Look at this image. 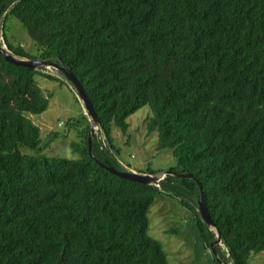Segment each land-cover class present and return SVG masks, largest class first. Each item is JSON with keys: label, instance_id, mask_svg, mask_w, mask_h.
Returning <instances> with one entry per match:
<instances>
[{"label": "trees", "instance_id": "obj_1", "mask_svg": "<svg viewBox=\"0 0 264 264\" xmlns=\"http://www.w3.org/2000/svg\"><path fill=\"white\" fill-rule=\"evenodd\" d=\"M9 19L36 57L7 43ZM0 35L13 56L76 78L107 144L94 135L89 156V124L71 144L77 160L41 154L26 114L48 107L35 77L55 79L0 56V264H167L147 218L163 191L190 210L211 252L215 234L187 204L198 207L199 185L222 263L264 253V0H1ZM144 107L156 149L193 180L144 185L96 163L127 171L110 134L127 135V120Z\"/></svg>", "mask_w": 264, "mask_h": 264}, {"label": "rangeland", "instance_id": "obj_2", "mask_svg": "<svg viewBox=\"0 0 264 264\" xmlns=\"http://www.w3.org/2000/svg\"><path fill=\"white\" fill-rule=\"evenodd\" d=\"M6 26L7 43L15 48L19 45L29 57H36V47L24 27L15 19H9ZM0 45L4 46L2 38ZM41 72L55 79L48 80L40 75L35 77L43 96L48 99V107L39 115L26 114L40 130V147L43 148L41 154L48 158L77 160L79 156L72 152L71 144L77 141V132L87 127L91 119L72 83L55 69H43ZM148 109L142 108L127 120V135H123L115 127L112 128L110 138L115 149L114 155L125 165L127 172H170L176 169V161L171 152L156 149V133L147 135L145 120L150 114ZM20 150L22 154H32L27 149ZM171 173L179 174L174 171ZM170 176L177 178L172 174ZM187 204L205 226L198 207L189 201ZM147 218L148 236L160 244L167 264H215L213 254L205 248L200 239L194 216L173 194L163 191L158 195L148 210ZM170 230L179 234H167ZM211 231L215 234L214 230ZM219 248L222 254L226 252L223 245ZM249 264H264V253L252 255Z\"/></svg>", "mask_w": 264, "mask_h": 264}, {"label": "water", "instance_id": "obj_3", "mask_svg": "<svg viewBox=\"0 0 264 264\" xmlns=\"http://www.w3.org/2000/svg\"><path fill=\"white\" fill-rule=\"evenodd\" d=\"M0 56L3 57L5 59V61H7L8 63H11L15 66L29 68L31 70H37V69H41V68H43V69L48 68L47 70L55 69L56 71L61 73L70 83L73 84V86L77 90L78 97L83 102V104L85 106V110L91 119L90 125H89L88 154L91 158L94 159L93 148H92V139L94 137L95 130L98 127L99 121H98L97 115L93 111V108H92L88 98L86 97V95L84 93V90H83L81 84L76 80V78L72 74L67 72L63 67H61L60 65H58L56 63H49V62H43V61H39V60H27V59L17 58L15 56H13L8 51V49L6 48L5 45L4 46L0 45ZM95 161L101 168H104L106 171H108L109 173H111V174H113L119 178L128 180L130 182H136V183L144 184V185L156 184V183L160 182L166 175H171V174L177 178L193 180V177L191 175L174 174L171 172H162V173H159L156 175H141V174H137L134 172H127V171L122 172V171H118L112 167L105 166L104 164H101L97 160H95ZM198 187L200 189V199L198 200V209L200 212L201 219H202L203 223L209 229L214 230V232H215V240L210 243L209 247H210V250L213 254V257L217 261V263L222 264V261L219 259L218 254L216 253V251L214 249L215 246L222 245L220 232L215 228L214 223L212 222L209 214L206 211L205 204H204V196L202 194L200 185Z\"/></svg>", "mask_w": 264, "mask_h": 264}, {"label": "built area", "instance_id": "obj_4", "mask_svg": "<svg viewBox=\"0 0 264 264\" xmlns=\"http://www.w3.org/2000/svg\"><path fill=\"white\" fill-rule=\"evenodd\" d=\"M1 37V35H0ZM2 38V37H1ZM0 38V39H1ZM45 70V69H44ZM90 119V118H89ZM95 137L97 139V141L101 144V147L102 148H105L107 146L106 144V141H105V137L104 135L102 134L101 130L97 127L96 130H95ZM123 165V164H122ZM124 166V165H123ZM125 167V166H124ZM131 171V170H130ZM131 172H134V171H131ZM136 173V172H134Z\"/></svg>", "mask_w": 264, "mask_h": 264}, {"label": "clouds", "instance_id": "obj_5", "mask_svg": "<svg viewBox=\"0 0 264 264\" xmlns=\"http://www.w3.org/2000/svg\"><path fill=\"white\" fill-rule=\"evenodd\" d=\"M88 115V114H87ZM88 117H89V115H88ZM90 118V117H89ZM91 121V120H90ZM99 128V127H98ZM94 135H95V133H94ZM220 246V245H219Z\"/></svg>", "mask_w": 264, "mask_h": 264}, {"label": "bare ground", "instance_id": "obj_6", "mask_svg": "<svg viewBox=\"0 0 264 264\" xmlns=\"http://www.w3.org/2000/svg\"><path fill=\"white\" fill-rule=\"evenodd\" d=\"M48 69V68H47Z\"/></svg>", "mask_w": 264, "mask_h": 264}]
</instances>
